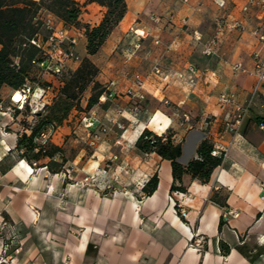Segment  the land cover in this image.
<instances>
[{"label":"crops","instance_id":"0c3cea01","mask_svg":"<svg viewBox=\"0 0 264 264\" xmlns=\"http://www.w3.org/2000/svg\"><path fill=\"white\" fill-rule=\"evenodd\" d=\"M76 1L83 5L82 21H100L105 7ZM244 2L126 0L123 18L93 57L103 69L98 80L117 94L135 88L134 72L146 74L145 98L135 112L125 109L122 115L118 110L126 107L128 96L109 99L98 110L100 120L111 124L117 118L125 130L114 128L92 154L78 148L59 172H50L46 159L31 164L20 157L19 126L0 109V219L21 244L13 264H264V130L258 126L264 122V83L251 92L258 81L253 54L264 58V43L251 30H264V10L251 5L242 12ZM42 15L63 24L49 11ZM218 21L223 31L207 55L204 43L215 34ZM235 21L243 27L231 26ZM71 32L77 34V52L85 55V36ZM137 41L141 46L132 57ZM156 62L161 73H149ZM187 63L206 69L195 84L189 82ZM234 63L245 71L232 69ZM12 92L3 87L0 102L10 100ZM223 92L241 103L250 100L235 135L228 130L233 108L218 100ZM163 99L188 120L167 113L171 107ZM71 119L69 115L52 135L56 145L70 136L76 147L74 134L83 137L84 128ZM145 128L157 134L170 130L173 142L181 145L177 161L183 166L197 157L204 138L212 148L220 144L226 155L207 180L184 172L174 181L169 159L136 147ZM119 132L123 136L117 143ZM153 176L157 185L146 194L143 187ZM84 177L90 179L87 185L80 184ZM173 183L181 188L172 189ZM224 208L238 215L224 220ZM194 231L206 237L200 250L187 246Z\"/></svg>","mask_w":264,"mask_h":264},{"label":"trees","instance_id":"16d2710c","mask_svg":"<svg viewBox=\"0 0 264 264\" xmlns=\"http://www.w3.org/2000/svg\"><path fill=\"white\" fill-rule=\"evenodd\" d=\"M105 7L104 14L96 24L82 22L80 15L82 4L76 0H0V92L3 87L12 91L22 88L31 80L32 67L39 68L38 62L45 58L42 48L30 42L36 34L42 39L46 34L42 31L40 14L49 11L58 17L69 28L79 29L86 39V53L93 55L99 51L108 35L123 18L127 6L126 0H89ZM98 67L88 58L84 57L79 66L74 70L62 69L58 74L60 86L54 95L53 102L44 104L42 109L34 113L40 117L35 123L27 124L26 129L18 136L16 148L19 155L29 163L48 157L45 163L50 172H59L63 169L64 160H57L54 156L60 148L37 142L49 126L60 125L68 116L79 94L89 83H93L92 90L96 91L88 99L87 108L98 101V97L105 91L104 86L95 80ZM50 83H43V86ZM18 111V110H16ZM46 111V113H42ZM143 152H156L162 158L169 159L172 164L174 181L180 180L182 173L188 172L193 177L207 180L211 171L221 162L220 156L211 154L212 144L204 138L199 143L197 157L191 159L186 165H181L177 158L181 154V145L174 143L170 130L157 134L145 128L135 143ZM37 149V150H35ZM157 185V177L153 176L143 187L146 194L152 193ZM172 184V189H180Z\"/></svg>","mask_w":264,"mask_h":264},{"label":"rangeland","instance_id":"374dc122","mask_svg":"<svg viewBox=\"0 0 264 264\" xmlns=\"http://www.w3.org/2000/svg\"><path fill=\"white\" fill-rule=\"evenodd\" d=\"M40 16H41L40 19L42 20V31H43L44 34L48 33V29H47L46 23H49L50 25H52L54 27H57V28H59V27L66 28L68 30V32H69V35H75L77 37V34H73L71 31H74V32L79 33L80 35H83L82 32L79 29L69 28L66 25H64L63 22H62L63 24L56 25L53 20H51V19H49L47 17H44L42 15V13L40 14ZM181 21H182L183 24H186V19H184V22H183V19ZM82 22H84V21H82ZM218 23L220 24V26L223 29L224 25L220 21H218L216 23L215 27H218V25H217ZM233 23L231 24V26H233ZM215 27H214V29H215ZM233 27H235V26H233ZM184 28H185V26H183L181 28V30L184 29ZM222 29H221V31H223ZM77 43H78V40L76 39V44L74 46V51H75V54H76V58L67 59L64 62L63 69L74 70V69H76L79 66V64L81 63V60L84 57H88L98 67V73L95 76V80L100 83L98 78L101 76V73H103V69H102V67H100L98 65V63H96L97 62V60H96L97 57H93V55L97 54L99 51L97 53L93 54V55H88L86 53L85 55H81L80 56L79 53L76 50ZM135 43H139L138 48H135V46H134ZM135 43L132 45L133 49L130 50V52H129V54L132 57L138 55V51H139L140 46H141L139 41H137ZM77 49H78L79 52L82 51L80 45L77 47ZM85 50H86V48H85ZM103 58H107V56H103L102 59ZM69 61L76 62L77 66H75V67L71 66V65L68 66L67 63ZM154 64H153L154 66H152L150 68V70H149L150 72L149 73L153 72L154 74H160L161 71H162L161 70V66L157 62L154 63ZM188 64L189 63H187L186 66ZM155 68H159L160 69V73H155V71H154ZM132 71H135V70L133 69ZM132 71H130V73H132ZM60 73L61 72L52 73V72H49V71H43L40 68L37 69L36 67H32V69L30 70V77H29L31 80H28V82H26V84H25V85H28L30 87V94H29V98L27 99V102L24 103L23 108L17 109L16 107H13V105H11V103H10V100H8L5 104L0 102V104L2 105V108H0V109L4 113H6L7 107H9L10 110L8 111L7 114H10L12 116V118L17 122V124L19 126V131H18L19 135L25 129L27 131H29V127H27L28 126L27 124H33L40 118V117H37V116L34 115V113L36 111L42 109L44 104L50 105L53 102L54 95L57 93L58 88H59V86L61 84L60 78H58L59 76H57ZM137 76H138L139 79L142 80L143 85L145 84V81L147 79V75L146 74H142V72H140V70H138V72H134L133 73V83H134V87L135 88L134 89L129 88V89L125 90V92L120 93V94H117L116 92L115 93L112 92L109 89V87L107 86V84L101 83L102 86H104L105 91L100 94V96L98 97V101L95 104H93L90 108H87L88 99L91 96V94H93V92H96V91L92 90L93 83H89L86 86V88L79 94V97L74 102V106L71 108L67 118L60 124V125H62L68 119L69 115H72L71 121L73 123H76L77 126H81L82 128H84L83 137L82 136H77V135L74 134V137H76V139H77L76 144L78 145V147H77V145L75 147V145H74L75 142H72V141L68 140L70 136H67V138H65V140H64V143L61 144V145H56L55 143H53L51 141L52 135L56 131L57 127L60 126V125H56L55 127L54 126H49L35 140L37 142H39V143L44 144V146L46 144H48L47 145L48 148H49V145H54V146L59 147L60 150L56 151L55 154H54L55 158L56 159L58 158L57 159L58 161H59V158H61L60 156H63L66 159L69 158L71 155H73V153L78 148L83 149L84 152H85L84 153L85 155L92 154L95 150H97L98 145L102 141V139L105 138V137H109L114 132V128H117L120 131L121 130L122 131L125 130L123 122H121L117 118H115L112 121L111 124H106L102 120H100V117L98 116V110H100V108L102 109L103 107H105L106 103L108 102L109 99H113L116 96L118 97V95H123V96L125 95V96H128V104L126 105V107H123V112L125 111V109L126 110H130L132 112H135L137 109H139V107H140V105L142 103V100L145 98V96H144V98L139 99V98L132 97V96H130L127 93L128 90H130L132 92L136 90L137 87H136L135 84H136ZM46 82L50 83V84L43 86V83H46ZM143 91H144V89H143ZM109 92L113 93V96L110 97V98H106L105 100H101V98H100L101 95H107ZM164 101H165V99H163V101H162L163 104H165L167 106L170 105V102L168 100H167L168 101L167 103H165ZM170 107H171V109L170 110L168 109L167 113H171V111H173V114L175 115V118L176 119L177 118L181 119V117L183 116L182 113H181L182 110L179 109V108H176V107H174L172 105H170ZM16 110H18V111H16ZM42 113L44 114V113H46V111H43ZM122 113L121 114L119 113V114L122 115ZM89 117H95V118L98 119L97 124L99 126L98 128H100V129H97V130H95V129L93 130L92 129V128L95 127L96 124L93 127H90V128H87V127L84 126L85 118L88 119ZM117 122H119L122 125V128L117 127V125H116ZM149 130H151V129H149ZM100 131L102 132V134L99 133ZM122 133L123 132H121V134H120V132H119L116 135L117 136L116 137V140H117L116 142L117 143H119V140H121V138L123 136ZM35 150H37V149H35ZM41 159H46L47 161L49 160L48 157L41 158ZM33 163H36V161H33ZM13 236L14 235L12 234L11 230L8 227V222L6 220L0 219V264H13L14 261H15V255H16L19 247L21 246V244L19 243V241H17L18 240L17 237H16V240H15V238H13Z\"/></svg>","mask_w":264,"mask_h":264},{"label":"built area","instance_id":"2783aa9c","mask_svg":"<svg viewBox=\"0 0 264 264\" xmlns=\"http://www.w3.org/2000/svg\"><path fill=\"white\" fill-rule=\"evenodd\" d=\"M251 5H256L259 9L264 10V0H245V2L240 6V10L242 12H247L249 7ZM184 22V19H183ZM48 33L46 34V38L43 40L41 35L38 33L33 37L30 42L34 44L38 48H42L45 52V58L38 62V66L43 71H49L52 73H59L64 67V62L67 59H73L76 58V54L74 51V46L76 44L77 37L75 35H69V32L66 28L63 27H54L50 25L49 23H46ZM217 30L215 34L204 43V53L207 55H210L214 52V46L216 44V39L218 36V33L221 31V26L218 23L217 24ZM233 26L235 27H243V25L239 21H235L233 23ZM251 34L256 37L260 42L264 43V30L256 27L251 30ZM196 40H200L201 36H196ZM135 48H138L139 43L134 44ZM255 59V68L257 71V83L252 87V93H254L257 89L260 83H264V58H259L258 52L253 54ZM232 69L234 70H241L245 71L244 68L241 67L239 63H234L232 66ZM186 70L190 74L189 82L191 84H195L196 79L201 76L206 69H200L196 67L194 64L189 63L186 67ZM155 73H160L159 68H155ZM177 76L181 77L182 73L177 72ZM136 90L130 91L128 90L127 93L135 98L142 99L144 98L143 93V82L141 79L138 78L136 80ZM16 93L19 94V97L16 98ZM30 94V87L28 85L23 86L22 88L13 91L10 95V103L13 105V107H16L17 109H21L24 106V103L27 102V99L29 98ZM113 96V93L109 92L107 95H101V100H105L106 98H110ZM219 103L221 105H229L233 108V115L232 120L228 125V130L233 133L234 135L238 133L239 128L241 127L248 111H249V105L250 100L246 101L245 103H241L237 101L234 94L223 92L218 97ZM167 103L168 101L165 99L164 101ZM0 108H2V105L0 104ZM135 109V108H134ZM9 107H7L6 113L9 111ZM118 112L121 114L123 112V109H119ZM183 117V118H182ZM181 118L186 121L188 120V116L186 114H183ZM98 119L95 117H89L88 119L85 118L84 126L87 128L93 127L95 124H97ZM117 127L122 128V125L117 122ZM258 126L260 129L264 130V122L261 121L258 123ZM44 136V135H43ZM211 154L214 156H225L226 155V149L223 148L220 144L214 143L213 148L211 150ZM90 181L89 177L83 178L80 183L83 185H87ZM140 188L143 187V184H139ZM180 214L182 216L186 215V211L181 207L179 208ZM238 212L231 208H224L222 212V218L225 220L229 216H237ZM206 237L204 234L198 233L196 231L191 232L188 244L187 246L189 248H193L195 250H200L204 243H205Z\"/></svg>","mask_w":264,"mask_h":264},{"label":"bare ground","instance_id":"6f19581e","mask_svg":"<svg viewBox=\"0 0 264 264\" xmlns=\"http://www.w3.org/2000/svg\"><path fill=\"white\" fill-rule=\"evenodd\" d=\"M15 97H16V98H18V97H19V94H18V93H16Z\"/></svg>","mask_w":264,"mask_h":264}]
</instances>
